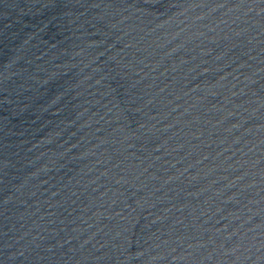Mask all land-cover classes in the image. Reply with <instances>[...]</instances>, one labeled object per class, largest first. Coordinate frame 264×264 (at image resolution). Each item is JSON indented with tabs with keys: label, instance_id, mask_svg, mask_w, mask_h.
Masks as SVG:
<instances>
[{
	"label": "water",
	"instance_id": "95a60500",
	"mask_svg": "<svg viewBox=\"0 0 264 264\" xmlns=\"http://www.w3.org/2000/svg\"><path fill=\"white\" fill-rule=\"evenodd\" d=\"M0 264H264V0H0Z\"/></svg>",
	"mask_w": 264,
	"mask_h": 264
}]
</instances>
